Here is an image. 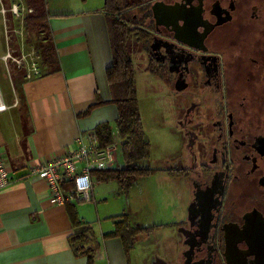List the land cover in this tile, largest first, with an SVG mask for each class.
Segmentation results:
<instances>
[{
  "label": "flooded vegetation",
  "instance_id": "1",
  "mask_svg": "<svg viewBox=\"0 0 264 264\" xmlns=\"http://www.w3.org/2000/svg\"><path fill=\"white\" fill-rule=\"evenodd\" d=\"M162 1L176 6L163 25L151 3L134 28L150 35L152 68L188 101L175 171L191 197L182 264H264V0Z\"/></svg>",
  "mask_w": 264,
  "mask_h": 264
},
{
  "label": "crops",
  "instance_id": "2",
  "mask_svg": "<svg viewBox=\"0 0 264 264\" xmlns=\"http://www.w3.org/2000/svg\"><path fill=\"white\" fill-rule=\"evenodd\" d=\"M46 7L58 67L52 70L39 64L40 76L28 78V68L17 66L26 73V77L17 78L18 89L10 71L12 89L6 75L0 87L8 106L7 111H0V151L13 180L0 190V264H88V258L76 255L70 243L78 230L72 213L76 211L80 220L90 224L80 207L86 203L94 206L99 216L98 203L106 201L102 185L107 181L93 173L89 201L73 200L58 206L50 203L45 181L30 170L65 156L81 134L95 131L101 124H112L114 139L119 138L115 105L99 106L87 114L98 99H111L106 71L113 58L105 0H47ZM15 52L12 49L10 53L16 56ZM120 160L118 168L122 167ZM117 186L119 189L120 184ZM100 227V231L94 230L100 246L94 264H131L121 238H105L114 228L102 223ZM184 252L185 247L177 251L176 264H182ZM156 263L167 264L154 258L151 264Z\"/></svg>",
  "mask_w": 264,
  "mask_h": 264
},
{
  "label": "rangeland",
  "instance_id": "3",
  "mask_svg": "<svg viewBox=\"0 0 264 264\" xmlns=\"http://www.w3.org/2000/svg\"><path fill=\"white\" fill-rule=\"evenodd\" d=\"M156 1L159 0H119V6L126 8L131 4L128 14L137 17L141 16L142 5H151ZM3 4L10 9L8 0H3ZM1 8L0 0V87L3 88L5 84L6 75L8 86L12 89L8 71L14 74L17 67L13 58L37 52V62L42 63L43 55L40 48L35 46L36 38H29L31 35L26 33L20 21L14 19L10 12L3 14ZM149 43L134 37L130 42L129 52L135 65L136 93L143 129L150 144L149 157L141 165L157 172L129 179L123 189H118L117 181L105 182L102 190L106 201L98 203L99 216L94 206L85 203L80 207L97 232L101 230L100 223L103 227L109 224L115 230L114 220L124 214L128 215L132 226L151 228L149 236L142 234L134 243L135 248L130 251L131 264H151L154 258H160L167 264H176L177 251L184 249L180 245L178 226L187 218L191 199L188 185L175 172L185 167L186 140L179 128V115L183 112L184 103L187 104L188 101L183 97L173 96L166 72H152L147 51ZM12 49L17 51L16 56L5 62L4 57ZM95 222L97 224L94 227Z\"/></svg>",
  "mask_w": 264,
  "mask_h": 264
},
{
  "label": "trees",
  "instance_id": "4",
  "mask_svg": "<svg viewBox=\"0 0 264 264\" xmlns=\"http://www.w3.org/2000/svg\"><path fill=\"white\" fill-rule=\"evenodd\" d=\"M28 7L34 11L24 19V29L31 36L36 38L35 46L40 48L43 59L42 65L54 70L58 67V57L51 37L48 25V12L45 0H25ZM131 4L126 8H120L119 0H105V15L108 22L110 44L113 62L106 71L107 81L110 87L111 99L104 102L97 100L88 111L106 104H113L118 109L116 127L119 132L118 139L121 141L119 157L122 167L95 172L100 175L102 181H117L120 187H124L129 179L136 176H148L157 170L143 167L144 162L149 157L150 144L146 139L143 129L142 118L136 93V72L133 60L130 57L129 46L132 38L148 43L149 34L135 25H142L147 17H151L150 3H145L140 7L141 16H129ZM142 34L140 37L139 34ZM153 73H158L152 69ZM13 74V73H12ZM26 77V73L15 68L12 75L14 88L17 90V78ZM2 89V88H1ZM86 114V115H87ZM95 132L98 134L103 145L114 143L113 126L110 123L99 125ZM123 189V188H122ZM74 223L78 230L70 238V243L76 255L86 256L88 264H94V256L99 249V244L95 239L92 226L83 222L77 216L76 211L72 213ZM116 229L114 232L106 234L105 238H121L127 252L134 249L137 239L142 234L151 232V228L132 226L128 215L124 214L114 220Z\"/></svg>",
  "mask_w": 264,
  "mask_h": 264
},
{
  "label": "built area",
  "instance_id": "5",
  "mask_svg": "<svg viewBox=\"0 0 264 264\" xmlns=\"http://www.w3.org/2000/svg\"><path fill=\"white\" fill-rule=\"evenodd\" d=\"M2 1L1 12L7 15L10 12L14 19L24 26V19L33 9L28 7L25 0H8V10ZM24 28V27H23ZM14 55L9 53L4 57L5 62ZM41 58V57H40ZM39 54L31 52L22 54L21 58H13L19 68L27 67L28 78L40 76ZM8 110L0 94V111ZM121 141L115 139L110 145H103L95 131L81 134L74 147L62 157L53 158L38 167H33L30 174L42 178L50 192V203L65 206L75 201H89L93 188L92 175L95 172H104L118 168ZM11 171L3 153L0 151V190L12 184Z\"/></svg>",
  "mask_w": 264,
  "mask_h": 264
},
{
  "label": "water",
  "instance_id": "6",
  "mask_svg": "<svg viewBox=\"0 0 264 264\" xmlns=\"http://www.w3.org/2000/svg\"><path fill=\"white\" fill-rule=\"evenodd\" d=\"M176 6L174 5H167L165 4L162 0H159V1H156L153 6H152V11H153V15H154V18L155 20L157 21V24L158 25H163L161 24V19H165L167 20L168 18H170L168 16V12L172 9H174ZM160 9L162 11V16H159L158 13H157V9ZM179 19V18H178ZM198 19H201V16H199ZM176 24H178V20H176ZM194 33H195V28L193 29ZM177 41L179 43H184L180 38H177ZM152 48H154V45L152 46ZM162 264V263H160Z\"/></svg>",
  "mask_w": 264,
  "mask_h": 264
}]
</instances>
